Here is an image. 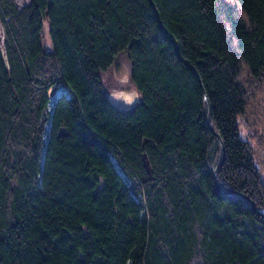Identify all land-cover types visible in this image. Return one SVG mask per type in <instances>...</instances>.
Segmentation results:
<instances>
[{"label": "trees", "instance_id": "1", "mask_svg": "<svg viewBox=\"0 0 264 264\" xmlns=\"http://www.w3.org/2000/svg\"><path fill=\"white\" fill-rule=\"evenodd\" d=\"M121 54L131 110L102 80ZM249 84L264 0H0V264H264Z\"/></svg>", "mask_w": 264, "mask_h": 264}, {"label": "rangeland", "instance_id": "2", "mask_svg": "<svg viewBox=\"0 0 264 264\" xmlns=\"http://www.w3.org/2000/svg\"><path fill=\"white\" fill-rule=\"evenodd\" d=\"M19 9L29 4L31 0H15ZM43 45L45 50L50 51L52 46L48 36V26L46 24L43 31ZM131 62L126 54H121L112 67L102 74L104 90L110 101L120 110H131L133 106L141 100L139 91L130 80ZM248 87V84L246 82ZM252 85H254L252 83ZM250 86V101L246 113L239 118L240 137L249 146L254 157V163L258 168L264 185V84L261 86ZM66 94L70 96V91L66 86L59 87L51 98L50 110L58 96ZM117 169L123 174L117 162Z\"/></svg>", "mask_w": 264, "mask_h": 264}, {"label": "water", "instance_id": "3", "mask_svg": "<svg viewBox=\"0 0 264 264\" xmlns=\"http://www.w3.org/2000/svg\"><path fill=\"white\" fill-rule=\"evenodd\" d=\"M20 10H21V9H20ZM187 65H188V66L192 69V71L196 74V76L198 77V79H199V81H200V83H201V85H202V81H201V79H200V77H199V74H198L197 70H196L193 66H191L190 64L187 63ZM57 89H58V88H54V89L51 91V96H53V95L55 94V92H56ZM202 91H203V94H204V98H205V100L207 101V103H208V107H209L208 124H209L211 130H212V131H213V132L219 137V139H220V141H221V145H222V158H221L219 164L217 165L216 169L213 170V174H214L215 178H217V174H218V172L220 171V169H221L223 163L225 162V157H226V155H225V147H224V144H223V142H222V140H221L220 135H219V134L214 130V128L212 127L211 104H210V100H209V98H208V96H207V94H206V92H205V90H204V88H203V85H202ZM144 159H145L146 163H148V159H147V156H146V155H145V158H144ZM216 186H217V188L220 190V188H219V184H218L217 180H216ZM224 193H225V194H238V195L244 197L246 200L249 201V203L251 204L252 208H253L255 211H257L256 205H255V203L253 202V200H252L250 197H248V196H246V195H244V194H242V193L235 192V191H233V190H227V191H225ZM263 215H264V212H263Z\"/></svg>", "mask_w": 264, "mask_h": 264}]
</instances>
